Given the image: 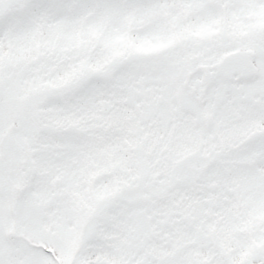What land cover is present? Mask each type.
Wrapping results in <instances>:
<instances>
[{
    "label": "snow or ice",
    "instance_id": "obj_1",
    "mask_svg": "<svg viewBox=\"0 0 264 264\" xmlns=\"http://www.w3.org/2000/svg\"><path fill=\"white\" fill-rule=\"evenodd\" d=\"M0 264H264V0H0Z\"/></svg>",
    "mask_w": 264,
    "mask_h": 264
}]
</instances>
